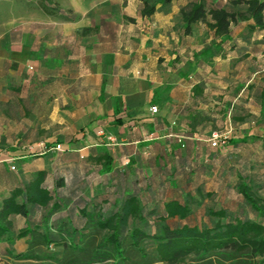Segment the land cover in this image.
Segmentation results:
<instances>
[{"label": "crops", "instance_id": "crops-1", "mask_svg": "<svg viewBox=\"0 0 264 264\" xmlns=\"http://www.w3.org/2000/svg\"><path fill=\"white\" fill-rule=\"evenodd\" d=\"M75 1L69 9L75 19L54 22L51 42L27 25L0 36V202L19 183L44 171L48 189L63 181L58 192L69 202L52 219H70L78 228L81 207L71 206L76 200L94 214L131 194L144 202H189L192 211L195 204L202 207L204 191L214 185L208 178H221L224 154L207 141L227 127L218 125L219 103L230 102L224 91L237 77L248 89L255 78H264V50L249 48L238 56L231 31L221 52L212 49L204 59L195 55L202 49L194 48L191 57H184L190 34L180 27L174 37L171 18L178 3L174 18L181 25L179 9L187 0L174 1L150 18L138 15L139 0L131 12L121 0L87 6ZM118 14L120 25L109 22ZM85 28L90 33L84 35ZM185 63L190 71H183ZM32 67L35 71L28 72ZM258 104L261 113L259 99ZM48 130L68 144L64 153H56L62 164L46 167L26 160L19 177H13L11 155L26 159L21 146ZM104 153L111 159L109 171L97 162ZM11 221L15 232L25 225L20 216ZM27 246L26 238L11 247L0 242V264L35 263L6 255L9 249L23 253Z\"/></svg>", "mask_w": 264, "mask_h": 264}, {"label": "trees", "instance_id": "trees-1", "mask_svg": "<svg viewBox=\"0 0 264 264\" xmlns=\"http://www.w3.org/2000/svg\"><path fill=\"white\" fill-rule=\"evenodd\" d=\"M174 1L179 0H139L138 15L150 18L156 12H166ZM229 4L228 8L218 2L212 5L208 0H187L186 5L179 9L183 34H191L194 25L202 24L212 36L210 43L196 56L209 57L212 49L221 52L231 41V24L246 22L250 32L264 36V0H231ZM36 6L44 15L61 21L75 19L71 11L61 8L56 0H38ZM90 31V28H85L82 33L86 35ZM258 99L264 115V87L259 91ZM215 132L220 135L226 133ZM245 141L243 138H231L228 143L238 146ZM97 162L101 163L103 171H109L111 159L107 153L98 157ZM45 176L44 171L35 172L30 180L19 183L0 202V242L5 241L11 247L15 240L27 239L25 252L6 251V255L16 261H49L51 264H264V191L262 185L245 170H239L235 175V190L243 207L238 211L208 209L210 225L201 226L185 223L193 212L189 202H144L134 194L120 203L111 204L110 208L106 204L101 206L97 214L89 213L83 203L76 200L71 206L81 207L78 210V222L83 223L81 228L65 218H57L50 225L52 215L67 207L69 202L64 194L58 192L63 181L57 180L53 190L48 189ZM245 208L254 217H249ZM40 212H44L42 230L33 224ZM12 216L25 220L24 227L16 232ZM50 246H54L57 254L44 257L36 253V247L47 249Z\"/></svg>", "mask_w": 264, "mask_h": 264}, {"label": "rangeland", "instance_id": "rangeland-1", "mask_svg": "<svg viewBox=\"0 0 264 264\" xmlns=\"http://www.w3.org/2000/svg\"><path fill=\"white\" fill-rule=\"evenodd\" d=\"M58 5L69 10L71 4H74L75 0H56ZM87 6L90 3L99 4L102 0H82ZM119 1V0H118ZM123 8L132 11V4H135L136 0H121ZM231 0H208L210 4L220 3L229 8ZM38 0H0V36L8 31H19L24 26H32V34L44 35L48 42H51L52 36H54L53 23L61 22V20L44 15L37 8ZM177 4L174 3V13L177 9ZM174 13L171 18V33L175 37L177 36L180 29V23L174 18ZM159 17L163 16L158 13ZM158 17V18H159ZM109 22L116 23L120 25L121 17L120 15H114L110 17ZM163 21L161 20V23ZM232 35L237 38L238 43H236V52L240 56L243 54L245 49L251 48L253 51L259 52V50H264V36L258 32H250L246 22H240L237 24H231ZM262 38H259V36ZM209 33L202 24L194 25L192 28V33L188 37L185 43V51L183 53L184 57H191L193 54V49L201 50L209 44ZM234 48V47H231ZM188 53V54H187ZM207 57H204L206 59ZM28 72H34L35 67L31 69L27 68ZM191 70V67L185 63L183 71ZM236 72V71H235ZM212 78V77H211ZM224 77L220 76V83ZM240 77L233 80L234 83L230 85L224 92L226 94V100H230L227 104L220 101L218 109L221 110L218 114V125L222 126L223 123L227 126L226 130H220L224 133L226 138L222 137L219 139L218 149H221L224 156L220 157V170L221 178L217 181L208 178V183H214L213 186L208 188V193L204 191V194H209V196H204L202 201V207L199 205L193 206V212L191 217L185 221L189 225L197 224L199 226L203 224L210 225V219L207 217L208 209H231L238 211L243 207V203L240 197L237 195L235 190L236 176L234 170H245L252 177L262 185V191H264V115L259 111L258 107V93L259 89L264 86V78H255L253 81L252 89H248L244 84H238ZM222 81V82H221ZM252 84V83H251ZM223 91V90H222ZM248 91V94L246 92ZM236 99H232V96ZM247 96V98H245ZM225 106V107H224ZM43 136L38 139H32L29 142H25L22 147V152L26 156V159L21 158L22 155H11V160L8 161L14 169H10L13 177H19L21 172V164L26 160H30L32 164H41L47 167V165L52 162H56L57 165L62 164L63 160L60 159V155L46 153L44 155L38 154L37 144L45 143L51 145L53 143H61L64 147L68 144L58 137L52 136V130L44 131ZM244 135L246 141L238 146L229 145L228 140L231 138L239 137ZM66 150V148H65ZM64 153V151H63ZM61 153V154H63ZM9 157V156H8ZM10 158V157H9ZM218 183V185H215ZM3 195V194H1ZM0 195V197H2ZM200 204V205H201ZM245 213L249 217H254V214L245 208ZM44 212H40L38 218L33 222V224L38 225L43 228ZM54 220L50 219V225H52ZM16 223L21 225V219H17ZM54 246H50L47 249L40 248L36 249V253L39 256H52L56 253ZM49 261H43L42 263L35 262L33 264H48ZM53 263V261H52ZM21 264H29L22 262ZM51 264V263H50ZM102 264H111L109 262Z\"/></svg>", "mask_w": 264, "mask_h": 264}, {"label": "built area", "instance_id": "built-area-1", "mask_svg": "<svg viewBox=\"0 0 264 264\" xmlns=\"http://www.w3.org/2000/svg\"><path fill=\"white\" fill-rule=\"evenodd\" d=\"M150 109H151V112L152 113H155L157 111V108L155 106H152ZM221 137L223 139L226 138L225 134H221L220 135V134H218L216 132H212L210 134V137H209V140H208L210 146L213 147V148L218 147L219 139ZM107 140L110 143L113 141L112 138H107ZM36 147L38 149V154L39 155H43V154H46L48 152L56 153V152H63V151H65V147L62 144H60V143H54V144H51V145L47 146L45 143H42L41 142V143L37 144ZM10 168L12 170L14 169L13 166H11Z\"/></svg>", "mask_w": 264, "mask_h": 264}]
</instances>
